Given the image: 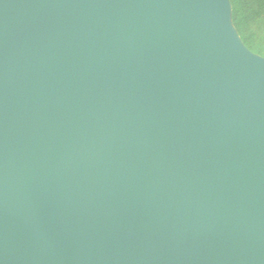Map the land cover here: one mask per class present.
<instances>
[{"label": "water", "instance_id": "95a60500", "mask_svg": "<svg viewBox=\"0 0 264 264\" xmlns=\"http://www.w3.org/2000/svg\"><path fill=\"white\" fill-rule=\"evenodd\" d=\"M230 0H0V264H264V57Z\"/></svg>", "mask_w": 264, "mask_h": 264}, {"label": "trees", "instance_id": "16d2710c", "mask_svg": "<svg viewBox=\"0 0 264 264\" xmlns=\"http://www.w3.org/2000/svg\"><path fill=\"white\" fill-rule=\"evenodd\" d=\"M233 23L244 44L254 53L264 55V0H230Z\"/></svg>", "mask_w": 264, "mask_h": 264}, {"label": "rangeland", "instance_id": "374dc122", "mask_svg": "<svg viewBox=\"0 0 264 264\" xmlns=\"http://www.w3.org/2000/svg\"><path fill=\"white\" fill-rule=\"evenodd\" d=\"M263 35H264V29L262 30V36ZM258 55H260V54H258ZM260 56L264 57V55H260Z\"/></svg>", "mask_w": 264, "mask_h": 264}]
</instances>
